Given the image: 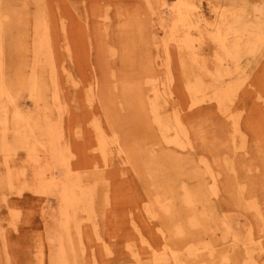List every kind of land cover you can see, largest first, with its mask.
<instances>
[{
	"label": "rangeland",
	"instance_id": "374dc122",
	"mask_svg": "<svg viewBox=\"0 0 264 264\" xmlns=\"http://www.w3.org/2000/svg\"><path fill=\"white\" fill-rule=\"evenodd\" d=\"M207 263L264 264V0H0V264Z\"/></svg>",
	"mask_w": 264,
	"mask_h": 264
},
{
	"label": "bare ground",
	"instance_id": "6f19581e",
	"mask_svg": "<svg viewBox=\"0 0 264 264\" xmlns=\"http://www.w3.org/2000/svg\"><path fill=\"white\" fill-rule=\"evenodd\" d=\"M186 16V15H185ZM185 16L183 17L182 16V14L181 13H178L177 12V14H176V17H175V21L176 22H184L185 20L184 19H186L185 18ZM222 18H223V16H222ZM222 24H223V22H222ZM42 28V27H41ZM237 30H238V28H237ZM44 32V31H43ZM237 32H239V31H237ZM236 32V33H237ZM224 33V32H223ZM227 33V32H226ZM239 34V33H238ZM44 35V34H43ZM221 35V34H220ZM38 36V35H37ZM225 36H226V34H225ZM228 36H230V35H228ZM44 37V36H43ZM220 37V36H219ZM227 37V36H226ZM41 38L42 37H40V41H42L41 40ZM239 38V37H238ZM44 39V38H43ZM46 39V38H45ZM221 39H223V38H221ZM220 39V40H221ZM241 40V39H240ZM224 41V40H223ZM217 42V41H216ZM235 43V42H234ZM44 43H43V41H42V45L41 46H44L45 47V45H43ZM236 45H238V44H236ZM226 47V46H225ZM235 47V46H234ZM239 47V46H238ZM43 49V48H42ZM42 49H40L41 51H43ZM233 49V48H232ZM236 49V48H235ZM226 50V49H225ZM239 50V49H238ZM40 52V51H39ZM42 53V52H41ZM228 53H229V51H228ZM235 55H236V53H235ZM194 91H195V89H194ZM196 92V91H195ZM197 92H198V90H197ZM224 100V99H223ZM17 113V112H16ZM52 131V130H51ZM51 131H50V133H51ZM51 135V134H50ZM56 136V134H54V137ZM56 138V137H55ZM55 138H51V140H50V143H49V145H48V151H49V154H51L52 155V157L53 158H56V159H60L61 157H62V149L61 148H58V146H57V140L55 139ZM102 142H103V140L100 142L101 144H102ZM47 146H45V148H46ZM27 149V148H26ZM43 151H45V150H43ZM45 153V152H44ZM37 156V155H36ZM29 157V156H28ZM30 157H32V156H30ZM36 160V157H35V159L33 160L34 162H36L35 161ZM67 163H69V162H67ZM67 165V164H66ZM39 172V171H38ZM67 181H69V179H67ZM69 185H66L65 187H66V189H67V187H68ZM67 191L68 192H70V193H73V191H72V189H70V190H68L67 189ZM71 196V195H70ZM67 193H64V191H63V189H61V192H60V197H61V200H62V202H63V209L61 210V215L62 216H64L65 215V211H67V210H65V206H66V204H67V202H71V203H73L74 202V199L72 198V197H70ZM73 197H75V199H76V201H77V203H83V202H81V200H82V198H84L85 197V194L82 192L81 194L80 193H76L75 191H74V194L72 195ZM85 204V203H84ZM72 205V204H71ZM77 205V204H76ZM76 208V207H75ZM65 210V211H64ZM66 217V219H67V215L65 216ZM69 217H70V215H69ZM67 221V220H66ZM64 222V221H63ZM65 223H67V222H65ZM64 223V224H65ZM70 223V222H69ZM66 225V224H65ZM239 245V244H238ZM164 253V252H163ZM165 258V257H164ZM175 258V257H174ZM208 264V263H207Z\"/></svg>",
	"mask_w": 264,
	"mask_h": 264
}]
</instances>
